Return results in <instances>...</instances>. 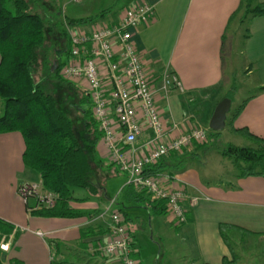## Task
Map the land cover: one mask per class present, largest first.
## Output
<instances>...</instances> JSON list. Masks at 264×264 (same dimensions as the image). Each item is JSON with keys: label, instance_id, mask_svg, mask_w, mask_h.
<instances>
[{"label": "crops", "instance_id": "0c3cea01", "mask_svg": "<svg viewBox=\"0 0 264 264\" xmlns=\"http://www.w3.org/2000/svg\"><path fill=\"white\" fill-rule=\"evenodd\" d=\"M139 1L153 6L155 15L147 26L136 32L133 42L148 70L157 77L155 96L165 126L176 123L186 131L196 126L198 119L208 116L210 120L221 100L210 99L211 95H203V92L211 90L214 93L215 88H227L228 83L223 84L222 55L226 31L240 15L234 17L241 0L135 2ZM258 2L264 3V0ZM116 20L114 18L111 22ZM101 23L102 19L93 24ZM246 24L241 55L246 74L254 78L255 93L243 100L246 102L234 127L264 138V91L259 92L264 87V16ZM164 72L178 77L183 86L182 93L172 89L163 98L159 88ZM226 93L223 92V97ZM199 147L186 148L181 155L165 158L167 169L164 175L170 177V184L183 186L188 198L197 199L196 204L189 207L187 220L182 226L173 227L165 219L170 228L164 231L158 223L166 215L153 214L150 209L141 206L150 217L152 233L150 242L139 246L133 231L141 234L143 212L138 211V205L124 200L122 211L116 210L126 218L137 264H222L224 259L230 261L231 252L219 232L220 225L237 228V231L227 233L228 240L241 234L246 238L262 240L259 243L264 246V179L240 178L236 174L225 184L205 185L187 178L184 156L193 154ZM23 150L24 143L19 133L0 134V185H6V197L0 196V219L18 227L21 232L15 251L7 253V260L14 259L22 264H120L116 259L101 258L90 249L97 242H102L110 230V208H106L108 214L97 205L81 202L70 204L83 213L79 217L43 218L30 215L31 212L17 196V188L24 182L38 181L39 176L24 166ZM125 185L126 179L120 194ZM28 204L32 207L34 201L29 200ZM152 225H155L154 231ZM52 246H58L55 259L51 254Z\"/></svg>", "mask_w": 264, "mask_h": 264}, {"label": "trees", "instance_id": "16d2710c", "mask_svg": "<svg viewBox=\"0 0 264 264\" xmlns=\"http://www.w3.org/2000/svg\"><path fill=\"white\" fill-rule=\"evenodd\" d=\"M33 2L34 0H0V99L2 101L0 134L21 135L24 143L22 153L24 166L39 176L43 190L57 196L53 208L36 210L30 215L43 218H75L83 213L72 208L70 204L84 201L75 198V191L97 194L98 188L93 183L95 170L110 169L112 165H117L111 162L107 164L106 160L97 155L96 146L102 133L93 119L92 109L83 112L86 128L91 131L92 139L82 142L71 119L58 108L55 95L46 93L45 87L40 82H36L35 75L39 68L45 69L49 71L48 77L51 80L61 83L69 92L80 95L79 103H91L89 94L85 90L60 78L59 70L63 65L60 60L57 61L54 69L53 64H50L48 50L45 48L47 22L52 23L53 29H59L64 44L68 43L70 46L69 29L89 26L100 19L103 20L110 11L104 10L96 17L69 20L65 18V24L57 28L56 23L52 20L45 21L34 10ZM239 13L242 14L241 21L248 23L252 19L264 16V3H259L258 0H241L234 17ZM54 54L53 59L56 61ZM43 80L46 79L43 77ZM261 91H264V87L259 89V92ZM224 98L232 102L231 92H227L219 100ZM245 102L246 100L233 110L230 109L225 127L229 133L250 141L254 146L240 147L229 144L217 154L232 163L237 171V177L264 179V138L253 136L246 129L234 127V122L243 110ZM78 109L79 106L76 110ZM208 131L207 137L220 133L210 129ZM86 144L88 151L83 148ZM203 144L194 143L191 147L197 148ZM176 155L169 156L174 158ZM166 169V161L162 159L156 165L146 168L145 173L159 175L166 173ZM121 196L126 203L147 207L156 215H166L165 203L152 199L143 191L137 192L131 186L125 185ZM117 212L124 217L121 211ZM232 230L237 231V228L228 225L219 226V232L231 252V260L224 259L222 264L238 263V258L227 238V233ZM19 233L18 227L0 219V244H8L10 250L11 243ZM57 248L58 246H52L51 254L54 259ZM7 253L0 250V264H22L14 259L7 260Z\"/></svg>", "mask_w": 264, "mask_h": 264}, {"label": "built area", "instance_id": "2783aa9c", "mask_svg": "<svg viewBox=\"0 0 264 264\" xmlns=\"http://www.w3.org/2000/svg\"><path fill=\"white\" fill-rule=\"evenodd\" d=\"M154 15L153 6L139 1L124 8L113 23L69 29V59L60 68L59 76L89 94L92 116L102 133L96 146L101 159L117 165L127 186L164 202L168 223L180 227L197 199L188 198L183 186H172L169 176L149 175L145 169L170 154H182L194 143L203 144L207 130L193 126L184 131L179 124L166 127L163 122L155 96L157 77L148 70L133 42L136 32L147 26ZM160 81L163 98L172 89L183 92L174 73L164 72ZM17 196L28 212L51 209L57 200L54 193L43 190L40 180L19 185ZM29 200L34 201L32 207ZM109 217L108 234L90 249L101 258L137 264L124 217L116 210ZM0 250L9 252V245L1 243Z\"/></svg>", "mask_w": 264, "mask_h": 264}, {"label": "rangeland", "instance_id": "374dc122", "mask_svg": "<svg viewBox=\"0 0 264 264\" xmlns=\"http://www.w3.org/2000/svg\"><path fill=\"white\" fill-rule=\"evenodd\" d=\"M135 1L136 0H79L78 2H73V0H34L33 7L34 10L45 19V21L52 20L58 25L57 28H59L61 24H65V18L69 20L96 17L104 10L110 11V14L103 19V23L109 24L114 18L117 19L121 15L124 8L130 7L135 3ZM241 16L242 15L240 13V15L232 21L226 31V42L223 50L222 62L225 74V81L223 84L225 82L228 83L227 88H215L214 93L211 90L203 92V95H211L209 98H214L215 101H218V99L223 97V92H231V110L236 108L241 101L255 93L253 88L254 78L253 76H248L246 74L244 70L245 66L243 64V57L241 55L244 35L247 30V24L241 21ZM46 32L47 38L45 48L48 50L50 64H54L55 60L53 59V54L59 51L62 53L60 62L63 64L66 63L69 59V44H64V40L60 36L59 29H53L51 22H47ZM62 49H64V52H62ZM48 76L49 71L39 68L37 74L35 75V80L36 82H40L45 87L44 91L46 93L55 95L54 97L58 108L63 114L71 119L75 126L76 133L81 141H89L92 139L90 134L91 131H88L86 128L87 123L84 119L83 112L92 109L91 103H79L81 98L80 95L69 92L62 86L61 83L59 84L54 79L51 80ZM43 77L46 79L45 81H42ZM77 106H79L78 110H76ZM1 114L2 101L0 99V116ZM195 125L196 127L204 128L208 131V116H205V118L201 120L198 119L195 122ZM229 144L240 147L254 146L250 141L229 133L228 129L225 127L222 131H220L219 135L207 137L204 144L199 147L197 151L193 152V154H186V156H184V174L187 172V178L197 180L201 184L205 185L219 183L225 184L228 179H232V177L237 174V171L228 159L222 158L217 154V152L223 150ZM83 148L88 151L87 144ZM108 162L109 161H106L107 164ZM93 178V183L98 188L97 194H90L86 191L77 190L75 191V198L83 199L84 201L82 202L97 205L100 209L105 210L106 213H108L106 211V208L108 207L111 211L118 209H121L122 211L123 199L120 194V189L124 184L126 177L118 170V167L112 165L110 169H96L93 174ZM5 189L6 185L1 184L0 196L2 198L6 197ZM111 202L113 203L111 204ZM138 208V211L143 212L144 214L141 219L142 232L140 234L134 230L133 233L139 241L140 246L142 243L145 244L150 242L149 239L152 231L149 224L150 217L141 206ZM165 219H167V217L160 218V222L158 223L159 227H162L164 231L165 228H167V230L170 228L169 224L165 222ZM154 226L152 225L153 231ZM20 234L21 232L18 234V237ZM17 238L11 243L9 253H13L15 251L14 247L17 242ZM228 241L235 249L234 251L238 258V264H264V246H262V243H259L262 240L255 237L246 238L244 235L236 234ZM150 250L152 251L151 248ZM184 255L187 256L185 251Z\"/></svg>", "mask_w": 264, "mask_h": 264}, {"label": "water", "instance_id": "95a60500", "mask_svg": "<svg viewBox=\"0 0 264 264\" xmlns=\"http://www.w3.org/2000/svg\"><path fill=\"white\" fill-rule=\"evenodd\" d=\"M61 52H56V61L53 64V69L56 68L57 61L61 58ZM231 108V101L228 98L222 99L214 108L209 120V129L213 132H220L226 126L227 115Z\"/></svg>", "mask_w": 264, "mask_h": 264}, {"label": "flooded vegetation", "instance_id": "af4514ba", "mask_svg": "<svg viewBox=\"0 0 264 264\" xmlns=\"http://www.w3.org/2000/svg\"><path fill=\"white\" fill-rule=\"evenodd\" d=\"M62 52H64V49H62Z\"/></svg>", "mask_w": 264, "mask_h": 264}]
</instances>
